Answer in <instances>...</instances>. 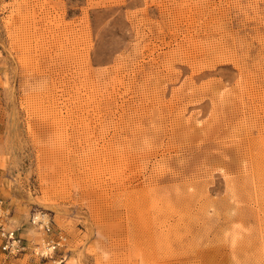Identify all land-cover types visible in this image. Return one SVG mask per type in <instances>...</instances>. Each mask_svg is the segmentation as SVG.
<instances>
[{
  "label": "rangeland",
  "instance_id": "rangeland-1",
  "mask_svg": "<svg viewBox=\"0 0 264 264\" xmlns=\"http://www.w3.org/2000/svg\"><path fill=\"white\" fill-rule=\"evenodd\" d=\"M0 200V264H264V0H0Z\"/></svg>",
  "mask_w": 264,
  "mask_h": 264
},
{
  "label": "built area",
  "instance_id": "built-area-1",
  "mask_svg": "<svg viewBox=\"0 0 264 264\" xmlns=\"http://www.w3.org/2000/svg\"><path fill=\"white\" fill-rule=\"evenodd\" d=\"M7 213L4 211L3 202L0 200V257L5 259L16 258L20 255H24L28 251V247L25 244V240L21 237L17 230L11 228L7 221ZM38 217V218H37ZM39 218L38 215L33 217L32 225L40 227L46 235H51L52 226L49 221ZM60 241V243L58 242ZM49 239L44 243L43 248L37 252H33L35 256L41 259H46L50 254H54L60 247L61 241L64 239Z\"/></svg>",
  "mask_w": 264,
  "mask_h": 264
},
{
  "label": "bare ground",
  "instance_id": "bare-ground-1",
  "mask_svg": "<svg viewBox=\"0 0 264 264\" xmlns=\"http://www.w3.org/2000/svg\"><path fill=\"white\" fill-rule=\"evenodd\" d=\"M98 151V150H97ZM100 153V152H99Z\"/></svg>",
  "mask_w": 264,
  "mask_h": 264
}]
</instances>
